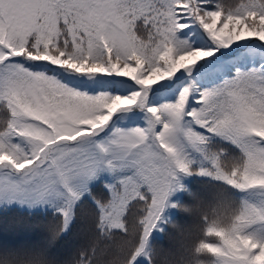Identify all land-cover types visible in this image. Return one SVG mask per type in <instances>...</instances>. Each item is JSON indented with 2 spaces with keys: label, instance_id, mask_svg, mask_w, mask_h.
Segmentation results:
<instances>
[{
  "label": "snow or ice",
  "instance_id": "1",
  "mask_svg": "<svg viewBox=\"0 0 264 264\" xmlns=\"http://www.w3.org/2000/svg\"><path fill=\"white\" fill-rule=\"evenodd\" d=\"M214 142L264 171V0H0V198L108 172L159 211ZM217 234L264 264V231Z\"/></svg>",
  "mask_w": 264,
  "mask_h": 264
},
{
  "label": "trees",
  "instance_id": "2",
  "mask_svg": "<svg viewBox=\"0 0 264 264\" xmlns=\"http://www.w3.org/2000/svg\"><path fill=\"white\" fill-rule=\"evenodd\" d=\"M212 151L224 155L217 161L197 156L191 174L180 170L175 176L176 186L157 214L159 228L148 233L141 256L136 254L146 224L153 221L152 192L127 179L118 183L108 172L101 173L107 179L77 191L68 226L57 208L0 205V241L30 246L33 264H133L134 258L147 264H220L223 257L204 247L227 251L225 236L217 232L264 231V171L250 166L245 178L247 161L234 159L241 156L238 150L214 142ZM192 192L199 194L200 210L186 213ZM177 224L184 227L177 231ZM244 225L247 229L240 231Z\"/></svg>",
  "mask_w": 264,
  "mask_h": 264
},
{
  "label": "rangeland",
  "instance_id": "3",
  "mask_svg": "<svg viewBox=\"0 0 264 264\" xmlns=\"http://www.w3.org/2000/svg\"><path fill=\"white\" fill-rule=\"evenodd\" d=\"M165 174L167 175V173ZM175 176L176 175L170 176L168 180L165 181V191H167L168 186H171L173 191L174 187L176 186ZM261 179L264 182V178ZM91 182L81 179H75L69 180L67 183L61 181L58 187L54 185H41L40 188L33 194L16 197L4 196L0 198V205H18L21 207H26L28 209L57 208V210H59L63 214L64 225L68 226L72 220L73 203L77 196V191L87 189ZM167 198L168 196L166 197L165 201H167ZM151 214L152 216L149 221H153L149 224H146L148 233H150L151 230H156L159 228L156 221V218L158 217V211L153 209V212ZM146 239L147 236H145L144 233L141 244L144 247ZM142 253H144V250H141L140 247L136 255L141 256Z\"/></svg>",
  "mask_w": 264,
  "mask_h": 264
},
{
  "label": "clouds",
  "instance_id": "4",
  "mask_svg": "<svg viewBox=\"0 0 264 264\" xmlns=\"http://www.w3.org/2000/svg\"><path fill=\"white\" fill-rule=\"evenodd\" d=\"M192 203L186 208V213H194L199 209V194L196 192L191 193ZM184 225L177 224L176 229L179 231ZM30 246L25 245H5L0 241V256H6L8 259L4 260V264H33L29 258ZM46 264H56L54 260H49Z\"/></svg>",
  "mask_w": 264,
  "mask_h": 264
}]
</instances>
